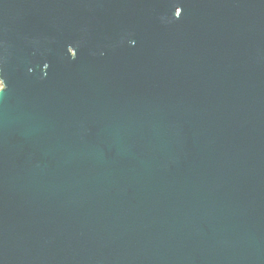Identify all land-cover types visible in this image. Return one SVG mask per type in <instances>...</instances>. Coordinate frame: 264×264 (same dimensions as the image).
I'll return each mask as SVG.
<instances>
[{
  "label": "water",
  "instance_id": "water-1",
  "mask_svg": "<svg viewBox=\"0 0 264 264\" xmlns=\"http://www.w3.org/2000/svg\"><path fill=\"white\" fill-rule=\"evenodd\" d=\"M0 264H264V0H0Z\"/></svg>",
  "mask_w": 264,
  "mask_h": 264
},
{
  "label": "clouds",
  "instance_id": "clouds-1",
  "mask_svg": "<svg viewBox=\"0 0 264 264\" xmlns=\"http://www.w3.org/2000/svg\"><path fill=\"white\" fill-rule=\"evenodd\" d=\"M4 91V87L2 85H0V92Z\"/></svg>",
  "mask_w": 264,
  "mask_h": 264
},
{
  "label": "rangeland",
  "instance_id": "rangeland-1",
  "mask_svg": "<svg viewBox=\"0 0 264 264\" xmlns=\"http://www.w3.org/2000/svg\"><path fill=\"white\" fill-rule=\"evenodd\" d=\"M0 85H2L1 82H0Z\"/></svg>",
  "mask_w": 264,
  "mask_h": 264
}]
</instances>
